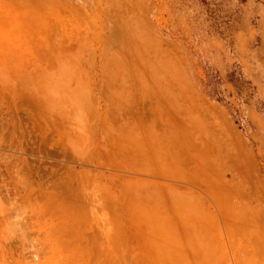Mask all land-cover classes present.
<instances>
[{"label": "rangeland", "instance_id": "rangeland-1", "mask_svg": "<svg viewBox=\"0 0 264 264\" xmlns=\"http://www.w3.org/2000/svg\"><path fill=\"white\" fill-rule=\"evenodd\" d=\"M197 106L223 130L195 146L219 156L185 162L207 181L182 190L216 223L261 227L223 264H264V0H0V264L148 263L167 241L94 200L117 176L174 183L107 150L144 145L151 113Z\"/></svg>", "mask_w": 264, "mask_h": 264}, {"label": "crops", "instance_id": "crops-1", "mask_svg": "<svg viewBox=\"0 0 264 264\" xmlns=\"http://www.w3.org/2000/svg\"><path fill=\"white\" fill-rule=\"evenodd\" d=\"M207 115L210 114H206V111L199 106L182 110L180 109L174 114L164 112L159 114L151 113L149 116H152L151 119L153 124H149L146 129L141 130L143 132L151 133L149 135H145L148 138L146 137L147 140L144 141V145H142L141 142V147L130 145L128 149L124 146H114L112 147V150H107L108 152L119 154V160L117 161L115 159L113 161V164H116H114L115 166L118 165L117 167L120 168H131L132 166L137 165L140 167L137 168L140 172H127L140 174L147 179L174 183V186L168 187L165 184H159L154 181H146L150 182L146 183L127 176L125 177L128 180H124L117 176L113 179V183H108L107 186H105L108 194L105 192L102 197L100 196L94 200V203H96L99 207H104V205L107 207L108 204L113 203L115 208H118V218L111 219L110 223H141L142 227L139 231L134 232L135 235L140 234L146 241L148 240L151 243L162 242L164 240L170 243L174 240V243H177L176 248L174 249H171L170 247L173 246L167 242L158 243V246L155 247L154 251L155 256L149 259L146 264H167V261L168 264H223V261L225 260L223 254L224 244L231 250V247L233 246V248H235V254L238 255V244L240 242L245 245L252 243L255 239V232L261 230V227L259 225L256 226V223H216L217 209L214 211L207 210L196 194L183 192L182 190L183 188L181 186L184 185L194 189L200 188L207 181L203 175L204 173L201 172L195 174L193 178L192 173L187 172L189 170L186 171L184 169L185 162L188 163L193 161L194 163H199L200 166L198 168L201 169V167L205 165L208 149L210 150L209 156H219L218 150V156L216 155V146L214 148V145L211 149L210 147H204L206 150L202 148L199 149L195 146L198 144V140H200V143L201 141H205L206 137L212 135L213 132H220L223 130L221 125L216 124V122L210 124L206 123L205 120L206 117H208ZM164 117H167L168 121L170 119L176 120L179 124L168 123L163 126L164 124L157 122L158 120L161 121ZM155 120L157 121L154 122ZM156 128H161V130ZM113 133L114 132H111V135ZM114 136H111L113 140L117 137L119 140L123 139L124 141V138H126L127 135L124 136V134L121 135V133H117V135L115 137ZM190 143L191 145L193 144L192 155L189 153L190 148L186 149L184 147V145ZM230 143H233V141L231 140ZM168 153L170 155H168ZM154 154L158 155L155 156ZM152 156L154 158H152ZM124 158H133L131 159L132 164L129 163V160L122 162L121 160ZM157 159L161 161L159 162ZM135 160L136 162L139 161L137 163L144 162L146 165L148 164V167L151 165V167H153V171H151L150 168L147 169L148 167H146L143 163V165H138L137 163L135 164ZM173 160L177 163L172 162ZM125 163L129 164L127 165ZM180 165L183 170L187 172L186 177L199 183L195 184L176 178L175 176L177 174L183 173ZM135 166L132 168H135ZM198 168L194 169L197 171ZM172 169L175 171L173 172V175L175 174V176L171 174V171H173ZM142 171L148 175L141 173ZM123 190L125 192L121 193ZM141 195L144 196L142 197ZM139 196L142 198L138 200L137 197ZM111 200H114L115 203ZM171 204L174 206L176 205V207H172ZM151 246L149 247L150 251ZM160 256L166 257L167 261H158ZM238 263L240 264L239 261H237V264Z\"/></svg>", "mask_w": 264, "mask_h": 264}, {"label": "bare ground", "instance_id": "bare-ground-1", "mask_svg": "<svg viewBox=\"0 0 264 264\" xmlns=\"http://www.w3.org/2000/svg\"><path fill=\"white\" fill-rule=\"evenodd\" d=\"M183 116H184V115H183ZM202 116H203V115H202ZM202 116H201V118H202ZM179 117H180V116H179ZM199 117H200V116H199ZM186 121H187V120H186ZM175 124H176V123H175ZM194 129H195V128H194ZM121 134H122V133H121ZM119 135H120V134H119ZM122 135H123V134H122ZM124 136H125V135H124ZM123 138H124V137H123ZM126 138H127V136H126ZM118 139H119V138H118ZM124 139H125V138H124ZM133 140H134V139H133ZM118 148H119V147H118ZM110 149H111V148H110ZM113 149H114V148H113ZM115 149H116V147H115ZM120 149H121V148H120ZM120 149H119V150H120ZM124 150H125V149H124ZM116 151H117V150H116ZM123 152H124V151H123ZM123 152H122V154H123ZM156 153H157V152H156ZM120 154H121V153H120ZM122 154H121V155H122ZM151 154H153V153H151ZM117 155H119V154H117ZM149 155H150V154H149ZM154 155H155V154H154ZM157 155H158V154H157ZM157 155H155V156H157ZM164 155H166V154H164ZM168 155H170V154L168 153ZM146 156H147V155H146ZM202 156H203V155H202ZM144 157H145V156H144ZM165 157H166V156H165ZM199 157H200V156H199ZM106 158H107V157H106ZM106 158H105V159H106ZM122 158H123V157H122ZM147 158H148V157H147ZM147 158H146V159H147ZM150 158H151V157H150ZM152 158H154V157L152 156ZM156 158H157V157H156ZM200 158H201V157H200ZM0 159H1V158H0ZM131 159H133V158H131ZM131 159H127V160L130 161V162H129L130 164H132V163H131ZM148 159H149V158H148ZM161 159H163V158H161ZM170 159H171V158H170ZM177 159H178V158H177ZM177 159H175V160H177ZM120 160H121V159H120ZM143 160H144V159H143ZM157 160H159V159H157ZM166 160H167V159H166ZM166 160H165V161H166ZM175 160H173L172 162L175 163V162H176ZM178 160H179V159H178ZM178 160H177V161H178ZM201 160H202V159H201ZM121 161H122V160H121ZM121 161H120V162H121ZM160 161H161V160H159V162H160ZM179 161H180V160H179ZM107 162H110V161L107 160ZM120 162H119V163H120ZM122 162H123V161H122ZM140 162H141V161H140ZM167 162H168V161H167ZM170 162H171V161H170ZM129 163H128V164H129ZM136 163H137V162H135V164H136ZM142 163L145 164L144 162L137 163V164L139 165V164H142ZM146 163H147V162H146ZM176 163H177V162H176ZM114 164H115V163H114ZM123 164H124V163H123ZM125 164H127V163H125ZM128 164H127V165H128ZM143 164H142V165H143ZM115 165H116V164H115ZM133 165H134V164H133ZM155 165H156V164H155ZM157 165H158V164H157ZM163 165H164V164H163ZM167 165H169V164H167ZM171 165H172V164H171ZM177 165H179V164H177ZM181 165H182V164H181ZM117 166H118V165H117ZM122 166H123V165H122ZM124 166H126V165H124ZM131 166H132V165H131ZM134 166H135V165H134ZM134 166H132V167H134ZM136 166H137V165H136ZM136 166H135V168H138V167H139V166H137V167H136ZM145 166L148 167V164H147V165L145 164ZM165 166H166V165H165ZM126 167H127V166H126ZM132 167H131V168H132ZM156 167H157V166H156ZM175 167H176V166H175ZM122 168H123V167H122ZM139 168H140V167H139ZM149 168L151 169V171H153V170H152L153 167H151V165H150V167H148L147 169H149ZM164 168H165V167H164ZM201 168H202V167H201ZM143 169H145V168H143ZM160 169H161V168H160ZM160 169H158V170H160ZM165 169H167V168H165ZM170 169H171V168H170ZM176 169H177V168H176ZM122 170H123V169H122ZM172 170H173V169H172ZM169 171H170V170H169ZM169 171H167V172H169ZM164 172H165V171H164ZM164 172H163V173H164ZM167 172H166V173H167ZM171 172H172L171 174L173 175V172H175V171L173 170V171H171ZM179 172H181V171H179ZM179 172H178V173H179ZM148 173H149V171H148ZM166 173H165V174H166ZM155 174H156V173H155ZM171 174H170V175H171ZM173 176H175V174H174ZM216 177H217V176H216ZM117 181H118V180H117ZM217 182H218V181H217ZM104 185H105V184H104ZM219 185H220V184H219ZM106 186H107V185H106ZM119 192H120V190H119ZM122 192H125V191L123 190V191H121V193H122ZM136 192H137V191H136ZM139 192H140V190H139ZM139 192H138V193H139ZM107 194H108V193H107ZM124 194H125V193H124ZM111 195H112V194H111ZM124 196H125V195H124ZM212 196H213V195H212ZM101 197H102V196H101ZM139 197H140V196H139ZM139 197H137L138 200L142 198V197H140V198H139ZM111 198H112V197H111ZM104 199H105V198H104ZM106 200H107V199H106ZM106 200H105V201H106ZM132 200H133V199H132ZM136 200H137V199H136ZM142 200H143V199H142ZM142 200H141V201H142ZM111 201H114V200H111ZM89 202H90V201H89ZM137 202H138V201H137ZM114 203H115V201H114ZM102 204H103V203H102ZM171 205H172V204H171ZM104 207H105V205H104ZM172 207H173V206H172Z\"/></svg>", "mask_w": 264, "mask_h": 264}]
</instances>
